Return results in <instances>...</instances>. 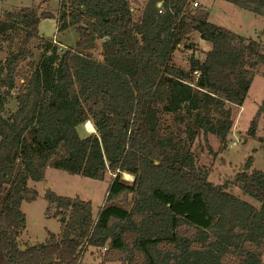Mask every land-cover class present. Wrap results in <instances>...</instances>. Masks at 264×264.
I'll use <instances>...</instances> for the list:
<instances>
[{
    "label": "trees",
    "instance_id": "trees-1",
    "mask_svg": "<svg viewBox=\"0 0 264 264\" xmlns=\"http://www.w3.org/2000/svg\"><path fill=\"white\" fill-rule=\"evenodd\" d=\"M190 1L143 0L136 19L129 0H59L57 16L38 6L0 16V42L20 40L0 63V264H83L88 247L102 264H264V171L249 157L214 184L192 149L201 136L211 152L209 135L225 146L264 49ZM224 1L264 18V0ZM46 19L58 32L74 27L77 39L61 53L46 40L34 63L29 45ZM192 32L211 50L186 70L171 60ZM12 92L17 105L5 117ZM87 122L94 133L80 137ZM47 168L111 180L96 217L90 201L47 189L45 216L60 232L20 248L21 205L38 196L28 183Z\"/></svg>",
    "mask_w": 264,
    "mask_h": 264
},
{
    "label": "rangeland",
    "instance_id": "rangeland-1",
    "mask_svg": "<svg viewBox=\"0 0 264 264\" xmlns=\"http://www.w3.org/2000/svg\"><path fill=\"white\" fill-rule=\"evenodd\" d=\"M132 7L133 18L136 19L141 12L143 0H129ZM198 3L197 8H201L208 13V22L214 25L224 27L233 33H237L245 38L262 37L264 41V24H262L259 16L246 11L236 5H231L224 0H194ZM59 0H0V16L3 17L5 12H15L21 8H31L38 6L40 12H52L55 16L58 15ZM193 10L197 9L193 6ZM263 20V19H262ZM42 21V20H41ZM56 20H43L39 25V34L45 38L54 40L59 47V53L67 47H73L77 34L74 27L67 31L56 32ZM39 35L30 43L29 47L33 51L32 61L38 62L41 57V45L46 40ZM250 38V39H251ZM19 39L13 41L0 42V63L5 59L9 52H14L18 49ZM197 33L192 32L183 37L176 45L172 62L178 67L184 69L189 68V59L202 60L204 52L200 44L197 42ZM264 44V42H263ZM98 48L93 51L92 55L96 60L101 61V53L99 43ZM264 49V45H262ZM264 52V51H263ZM19 81L18 83H20ZM15 92L11 93L5 101L4 116L7 117L16 108L17 103L14 100ZM264 65H259L254 70L253 81L246 93V98L242 106L233 108V126L228 136L225 146L216 137L209 135L207 145L211 152H208L206 142L200 138L194 143L192 149L196 148L200 154L198 160L199 165H203L210 171L209 181L214 184H220L225 178H231L239 169L244 167L246 159L252 157L251 170L264 171ZM263 106L262 112L256 118L255 136H250L247 133L251 121L255 118V113L260 106ZM86 132L84 125L78 127V135L84 137ZM46 178L40 182H29L28 186L37 191V198L34 201H24L21 205V212L25 214L26 224L25 230L20 236L18 242L20 248L37 245L43 243L47 239L48 233L58 234L60 232V224L58 219L47 218L45 216V208L47 202L45 200V191L49 189L61 197L73 198L78 196L82 200L90 201L93 211V217H96L99 207L103 204L106 190L111 180V175H107L104 180H95L82 177L80 175H69L63 171L47 168L45 172ZM124 180L126 178L124 177ZM122 178V179H123ZM128 179L126 181H132ZM231 193L236 197H240L247 203L257 207L258 203L250 197L244 196L240 190L233 188ZM99 252L95 248L88 247L83 256V264H100L101 258ZM264 263V254L261 257ZM102 264V263H101ZM104 264H122L116 261Z\"/></svg>",
    "mask_w": 264,
    "mask_h": 264
},
{
    "label": "crops",
    "instance_id": "crops-1",
    "mask_svg": "<svg viewBox=\"0 0 264 264\" xmlns=\"http://www.w3.org/2000/svg\"><path fill=\"white\" fill-rule=\"evenodd\" d=\"M259 18H262V17H259ZM262 19H263V20H262ZM262 19H261V22H262V24H264V18H262ZM50 20L54 21V19H50ZM50 20H49V21H50ZM42 21H43V20H42ZM42 21H40V23H41ZM40 23H39V24H40ZM55 26H56V25H55ZM68 29H69V28H68ZM66 31H67V30H66ZM39 35H40V34H39ZM40 36L43 37V38H45V36H42V35H40ZM253 36H255L256 38H255V39H254V38L252 39V38L250 37L252 40H256V41L260 42V44L264 45V44H263L264 41H263V38H262V37H260V38L258 37V38H257V35H253ZM45 39H50V38H45ZM197 39H198L197 42L200 44L201 48L203 49L204 56H205V53H207L208 51L211 50V45H210V43L201 40L200 37H199V34H197ZM75 41H76V40H75ZM203 59H204V58H203ZM203 59H202V60H203ZM198 60H199V59H198ZM202 60H200V61H202ZM45 172H46V170L44 171V179L46 178ZM44 181H45V180H44Z\"/></svg>",
    "mask_w": 264,
    "mask_h": 264
},
{
    "label": "bare ground",
    "instance_id": "bare-ground-1",
    "mask_svg": "<svg viewBox=\"0 0 264 264\" xmlns=\"http://www.w3.org/2000/svg\"><path fill=\"white\" fill-rule=\"evenodd\" d=\"M84 128L88 134L94 132V128L90 122H87L86 124H84ZM124 177L126 178V180L131 179V175L129 174H124Z\"/></svg>",
    "mask_w": 264,
    "mask_h": 264
},
{
    "label": "built area",
    "instance_id": "built-area-1",
    "mask_svg": "<svg viewBox=\"0 0 264 264\" xmlns=\"http://www.w3.org/2000/svg\"><path fill=\"white\" fill-rule=\"evenodd\" d=\"M198 3H196L194 0L190 1V6H193L194 8H197V5ZM161 12V11H159ZM56 32H57V28H56ZM55 36L52 37L51 42L54 44V45H57V43L55 42L54 40ZM196 75V73H194Z\"/></svg>",
    "mask_w": 264,
    "mask_h": 264
},
{
    "label": "water",
    "instance_id": "water-1",
    "mask_svg": "<svg viewBox=\"0 0 264 264\" xmlns=\"http://www.w3.org/2000/svg\"><path fill=\"white\" fill-rule=\"evenodd\" d=\"M161 3L157 4V7L160 8ZM94 133V132H93ZM122 178H123V174H122ZM124 179V178H123Z\"/></svg>",
    "mask_w": 264,
    "mask_h": 264
}]
</instances>
